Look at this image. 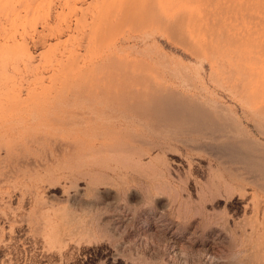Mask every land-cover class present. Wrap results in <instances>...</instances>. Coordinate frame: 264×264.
Instances as JSON below:
<instances>
[{
  "label": "rangeland",
  "instance_id": "1",
  "mask_svg": "<svg viewBox=\"0 0 264 264\" xmlns=\"http://www.w3.org/2000/svg\"><path fill=\"white\" fill-rule=\"evenodd\" d=\"M18 1L0 0V264H264L248 0Z\"/></svg>",
  "mask_w": 264,
  "mask_h": 264
},
{
  "label": "bare ground",
  "instance_id": "2",
  "mask_svg": "<svg viewBox=\"0 0 264 264\" xmlns=\"http://www.w3.org/2000/svg\"><path fill=\"white\" fill-rule=\"evenodd\" d=\"M7 1V0H6ZM29 1V0H28ZM28 3V2H27ZM25 0L18 1L16 3V6L13 7V10L15 11L17 7L27 8L28 4ZM30 3V2H29ZM40 5V4H39ZM34 7V6H33ZM52 7V6H51ZM9 10V8H8ZM21 10V9H20ZM19 10V11H20ZM36 10V9H35ZM25 11V10H24ZM248 19L249 21V27H248V44L251 48V58L250 61H256L259 64L260 70L263 71L264 68V0H248ZM50 12V9H49ZM53 12V11H52ZM19 13V12H18ZM18 15V14H17ZM30 15V14H29ZM51 16V14H49ZM48 15V16H49ZM49 16V17H50ZM23 18V16H22ZM3 19V18H2ZM13 20V19H12ZM9 22V21H8ZM47 23V22H46ZM33 25V24H32ZM6 26V25H5ZM22 27V26H21ZM12 28V26H11ZM50 28V27H49ZM52 28V27H51ZM13 29V28H12ZM46 29V28H45ZM48 29V28H47ZM46 29V31H47ZM257 31H256V30ZM2 30V29H1ZM11 30V29H10ZM3 33L6 32L5 30H2ZM53 31V29H52ZM31 32V31H30ZM37 32V31H36ZM50 32V31H49ZM21 34V33H20ZM41 34V33H40ZM48 34V33H47ZM62 34V33H61ZM50 35V34H49ZM17 36V35H16ZM30 36V35H29ZM32 36V35H31ZM38 36V35H37ZM44 36V35H43ZM6 37V36H5ZM46 38V37H45ZM22 39V37H21ZM36 39V36H35ZM255 39V40H254ZM9 40V39H8ZM27 40V39H26ZM34 40V39H33ZM10 41V40H9ZM33 42V41H32ZM18 43V42H17ZM30 43V42H29ZM36 43V42H35ZM33 42V44H35ZM43 43V41H42ZM1 45V44H0ZM38 45V44H37ZM255 45L257 46L258 50L255 52ZM35 46V45H34ZM7 48L6 46H4ZM3 48V47H2ZM3 52V51H2ZM256 54V55H255ZM1 62V61H0ZM3 62V61H2ZM3 64V63H2ZM6 64V63H5ZM258 66V65H257ZM253 68L250 69V73H252ZM261 71V72H262ZM261 72L257 71L259 75H261ZM254 73H256L254 71ZM255 78V77H254ZM248 99H264V82L262 80L257 79L256 81L252 78H250L248 83ZM170 106V105H169ZM170 112V111H169ZM192 128V127H191ZM190 128V129H191ZM189 129V128H188ZM199 130V129H197ZM196 130V131H197ZM215 130V129H214ZM187 131V130H186ZM191 131V130H190ZM189 131V132H190ZM217 131V130H216ZM193 132V131H192ZM200 132V131H199ZM201 138H210L216 140L218 139L216 133L214 131H207V132H200L198 134ZM220 135V133H219ZM218 135V136H219ZM222 136V135H221ZM227 141V140H225ZM225 143V142H224ZM222 144V143H219ZM218 145V144H217ZM215 146V145H214ZM223 146V145H222ZM225 146V145H224ZM228 146V145H227ZM230 147V146H229ZM225 149V148H224ZM253 162V161H252ZM251 162V163H252ZM246 163V162H245ZM255 163V162H254ZM257 163V162H256ZM255 163V164H256ZM247 167V166H246ZM260 167V166H259ZM263 167V166H262ZM261 167V168H262ZM249 169V168H247ZM259 170V169H257ZM252 171V170H251ZM263 172V171H261ZM260 172V174H262ZM246 173V172H245ZM257 174V173H255ZM264 174V173H263ZM256 177V176H255ZM253 177V179L257 180L258 177ZM263 177H261L262 179ZM264 183V182H263ZM259 186L264 190V185L259 184Z\"/></svg>",
  "mask_w": 264,
  "mask_h": 264
}]
</instances>
